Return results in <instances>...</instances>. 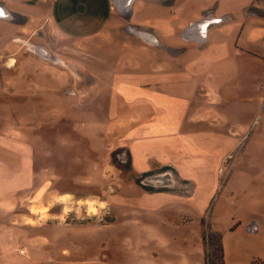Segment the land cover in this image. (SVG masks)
<instances>
[{
    "label": "crops",
    "instance_id": "0c3cea01",
    "mask_svg": "<svg viewBox=\"0 0 264 264\" xmlns=\"http://www.w3.org/2000/svg\"><path fill=\"white\" fill-rule=\"evenodd\" d=\"M53 1L0 0V8L8 15L6 19H0V264H71V259L64 252H45L40 246L45 239L41 233L37 231L27 237L17 230L15 222L1 217L11 207L6 208L7 199L28 190L38 192L45 183L58 178L62 171H68L69 162L73 159H69L70 156L63 157L64 152L73 151V145L68 143L78 138L87 143L84 136L75 135L73 128L57 129L63 113L59 109V96L54 93L58 87L55 84L59 81V76L53 72L57 70L54 61L71 64L75 69L86 68L88 62L78 54H99L103 46L108 47L107 44H111L113 49L119 47V44L126 48L129 46L130 51L123 49L122 52L136 53L137 56L136 45L155 48L152 53L154 55L157 51V59L152 57L141 63L138 60H127L124 65L123 60L120 63L117 57H113L107 72L101 68L93 69L91 73L86 71L91 79V76L110 78L112 90L105 121L84 124L85 130L90 125L99 124L108 131V127L120 115L121 110L117 109L120 99L128 110L136 103L150 111L151 115L134 125L123 138L128 141L144 133L140 144L128 143L127 147L131 168L136 173L143 174L160 167H168V171L175 173L169 164H161L164 162L165 151L169 150L172 154L175 149L195 159L196 167L220 165L234 150L236 135L241 134H245L243 147L249 145L246 152L251 159L255 157L252 154L262 156L261 151L264 152V127L259 137L249 140L248 126L244 121L260 109L264 99L261 90L264 86V17L249 11L251 8L257 9L254 0H178V8L174 12L168 7H156L149 0H135L125 14L121 11V3L114 5V0H101L102 3L96 5L101 12L100 17L75 22L67 18V21L64 19L59 22L64 40H54L46 33V27L54 14ZM212 6L213 9H210ZM247 10L249 13H246ZM203 18L218 20L208 27L205 41L184 40L183 31ZM156 27L171 42L175 40V34L179 33L178 37L184 44L177 47L178 60H173L171 53L157 45L158 39L151 31ZM128 28L151 35L156 45L136 37ZM79 29L92 30L82 34L81 31L77 33ZM49 38L54 42L49 41ZM134 41L138 43L135 45ZM176 43L179 45L178 42L172 44ZM186 44L195 46L186 47ZM28 47L42 48L47 59L36 56ZM23 52L24 56L18 59L19 53ZM165 53H168V58L162 59ZM119 64L123 71L121 74L116 71ZM28 75L35 77V82L30 83L31 89L36 91L32 98L23 93L26 88L24 79ZM119 76L122 77L120 82L116 81ZM4 77L20 83L22 91L19 87L15 92H5L1 85ZM101 84L92 79L88 86ZM46 90L49 93L42 96ZM31 100L35 102V119L46 115L51 117L50 121L35 124L25 121L26 111L33 107ZM48 100L52 104L48 109H43L46 105L43 103ZM54 116L55 120L52 121ZM135 120L138 122L137 118H133L129 123H135ZM168 134L176 136L168 138ZM181 136L188 138L181 139ZM55 147L61 151V155ZM252 148L260 153H250ZM49 151L55 157L54 166L60 167L61 171L43 166L46 156L50 155ZM244 176H230L229 180L244 181ZM255 182L257 190H264L261 180ZM148 195L152 205L148 204L154 213L169 201L165 198H170L155 192ZM161 202L164 204L159 206ZM154 203L159 207L156 208ZM168 225L176 227L174 225L177 224L167 221L161 222L159 226L147 224L152 229ZM257 228V224L252 222L250 229L254 231L249 234H257ZM105 233L102 232V235ZM158 235L154 234L153 241ZM180 242L185 245L186 238ZM225 242V236L222 235V264H231L227 262ZM33 244L35 247L31 246ZM196 250L192 255L179 247L178 253L173 251V254L160 257L151 256L147 263L205 264L201 239L199 253ZM233 264H264V258Z\"/></svg>",
    "mask_w": 264,
    "mask_h": 264
},
{
    "label": "rangeland",
    "instance_id": "374dc122",
    "mask_svg": "<svg viewBox=\"0 0 264 264\" xmlns=\"http://www.w3.org/2000/svg\"><path fill=\"white\" fill-rule=\"evenodd\" d=\"M254 1L257 9L251 8L249 11L264 17V0ZM54 2L55 4H52L54 14L46 27V33L54 40L65 39L59 24L64 19L67 21L68 18L70 22H75L101 15L97 8L102 3L101 0H55ZM148 2L156 7H168L172 12L178 8V0ZM209 8L213 9V6ZM249 11L247 10L246 13ZM91 30L79 29L77 33L81 31L83 34ZM151 31L158 39L157 45L171 53L173 60H178L177 47L184 44L178 37L179 33L175 34L173 41L178 42L177 45L163 36V31L159 28L156 27ZM50 40L54 42L52 38H49ZM137 43L134 41L135 45ZM107 45L108 47L103 46L99 54L96 52L78 54L88 62L86 68L75 69L71 64L54 61L57 70L53 72L59 76V81L55 84L58 86L57 91L54 93L59 96V109L63 113L60 116V123H57V129L73 128L72 131L76 132L74 134L84 136L87 143L80 138L73 140L71 144L68 143L73 145L71 153L69 151L63 153V157L73 158L69 162L68 171L66 173L62 171L58 178L45 183L38 192L28 190L7 199L5 206L11 207L1 217L15 222L17 230L27 237L33 236L37 231L41 233L45 239L40 246L46 250L45 252H64V255L71 259V264H148V258L151 256L160 257L163 254L178 253L179 247L182 250L186 249V253L192 255L197 248L196 251L199 253L200 239L202 255L206 263L207 251L216 252L215 244L212 247L209 245V234L212 233L225 236L228 263L253 262L257 258H264V190L255 188L256 180H261L264 184V152L261 151L262 156L252 154L255 157L251 159L246 152L249 145L243 147L246 141L245 134L236 135L234 150L220 162V165L196 167L195 159L187 156L186 152L175 149L171 154L166 150L168 155L165 151L164 162L161 164H169L175 173L170 170L142 177L132 168L128 170L126 164L128 143L140 144L144 133H140L138 137H131L128 141H124L123 138L130 133L129 130L134 125L151 115L147 108L143 109L135 103L132 109L128 110L120 99L117 103V109L121 110L120 115L108 127V131L105 130V126L99 124L84 129V124L105 121L112 90L111 79L105 77L91 76L94 82L102 84L88 86L92 79L86 71L91 73L93 69L101 68L107 72L110 69L109 61L113 57H117L116 60H120V63L123 60L124 65L127 64V60L134 62L138 60L141 63L152 57L157 59L158 53L155 51L153 55L155 48L150 45H136L138 56L136 53L122 52L123 49L130 51L129 46L126 48L119 44V47L113 49L110 47L111 44ZM24 53H19L18 59H21ZM163 58H168V53H165ZM116 71L117 74L123 72L120 64ZM96 73L100 74L97 70ZM119 77L116 79L118 82L122 80V77ZM24 81L26 88L23 89V93L32 98L36 92L30 85L35 82L34 75H28ZM1 83L5 92H15L20 89L19 87L22 91L20 83L10 81L7 77H4ZM48 93V90L43 91L42 96ZM31 101L33 107L26 111L25 121L30 124L50 121L51 117L46 115L35 119V102ZM43 104H46L43 109H48L52 103L48 100ZM131 118H137L138 122L135 120V123H129ZM54 120L55 116L52 121ZM244 121L248 126L249 140L259 137L264 127V110H256ZM166 136L169 138L176 134ZM186 138L188 137L181 136V139ZM254 152L260 153L252 148L250 153ZM49 153L50 155L43 161V166L61 171L60 167L54 166L55 157L51 155V151ZM58 153L61 155L59 149ZM253 162L255 164H251ZM116 166H119V169ZM238 174L239 176L244 174L245 180H229L230 176ZM144 187L151 188V193L154 191L170 196L165 198L170 202L167 201L165 205L161 202L159 205H162L161 209L152 212L150 210L152 204L149 201L151 198ZM157 203L153 205L156 207ZM164 221L180 227L168 225V227L152 229L147 226V224L159 226ZM252 222L258 226L255 235L249 234L254 231L250 229ZM102 232L106 233L102 235ZM157 233L158 238L153 241V236ZM137 235L138 239H136ZM130 236L134 239L132 240ZM172 237L175 239H170ZM185 238L186 246L180 242ZM31 246L35 247V244Z\"/></svg>",
    "mask_w": 264,
    "mask_h": 264
},
{
    "label": "water",
    "instance_id": "95a60500",
    "mask_svg": "<svg viewBox=\"0 0 264 264\" xmlns=\"http://www.w3.org/2000/svg\"><path fill=\"white\" fill-rule=\"evenodd\" d=\"M134 1L135 0H114V5H116V3H121L122 5L121 11L123 14H125L129 10L130 5ZM0 13H3V15H0V19H6L8 17V15L4 12L2 8H0ZM216 22H218V20L208 19V18H203L199 21L193 22L186 30L183 31L182 38L184 40H194L198 42H203L206 39V33L208 27L212 24H215ZM128 30L131 31L133 35L142 39L146 43L156 45V40L151 35L141 31H133L130 28H128ZM28 48L31 52H33L37 56L47 59L46 56L47 54L42 48L40 47H28Z\"/></svg>",
    "mask_w": 264,
    "mask_h": 264
},
{
    "label": "trees",
    "instance_id": "16d2710c",
    "mask_svg": "<svg viewBox=\"0 0 264 264\" xmlns=\"http://www.w3.org/2000/svg\"><path fill=\"white\" fill-rule=\"evenodd\" d=\"M127 168L128 170L131 169V160H130V156L128 155V160H127ZM119 169V166H116ZM169 168L168 167H161L158 170H154L151 172H147V173H143L140 176L142 177H146L151 175L152 173L155 172H166L168 171ZM139 181V180H138ZM146 192L151 193V188L148 187H144L143 188ZM158 192V191H157ZM154 193V191H153ZM216 247V252L214 253L213 250L211 251H207V256H206V263L205 264H222V259H223V249H222V237L218 234H209V245L212 247L214 246ZM217 262V263H216Z\"/></svg>",
    "mask_w": 264,
    "mask_h": 264
},
{
    "label": "built area",
    "instance_id": "2783aa9c",
    "mask_svg": "<svg viewBox=\"0 0 264 264\" xmlns=\"http://www.w3.org/2000/svg\"><path fill=\"white\" fill-rule=\"evenodd\" d=\"M262 92L264 93V86L261 87ZM260 110H264V99L262 100ZM22 253V252H20Z\"/></svg>",
    "mask_w": 264,
    "mask_h": 264
},
{
    "label": "snow or ice",
    "instance_id": "6c2138e0",
    "mask_svg": "<svg viewBox=\"0 0 264 264\" xmlns=\"http://www.w3.org/2000/svg\"><path fill=\"white\" fill-rule=\"evenodd\" d=\"M0 15H3V13H0Z\"/></svg>",
    "mask_w": 264,
    "mask_h": 264
},
{
    "label": "bare ground",
    "instance_id": "6f19581e",
    "mask_svg": "<svg viewBox=\"0 0 264 264\" xmlns=\"http://www.w3.org/2000/svg\"><path fill=\"white\" fill-rule=\"evenodd\" d=\"M33 211V210H32ZM35 211V210H34ZM38 213V212H37Z\"/></svg>",
    "mask_w": 264,
    "mask_h": 264
},
{
    "label": "flooded vegetation",
    "instance_id": "af4514ba",
    "mask_svg": "<svg viewBox=\"0 0 264 264\" xmlns=\"http://www.w3.org/2000/svg\"><path fill=\"white\" fill-rule=\"evenodd\" d=\"M162 3H163V1H162Z\"/></svg>",
    "mask_w": 264,
    "mask_h": 264
}]
</instances>
